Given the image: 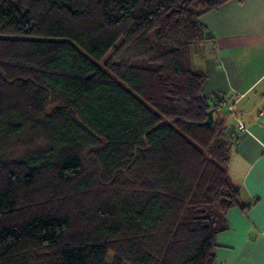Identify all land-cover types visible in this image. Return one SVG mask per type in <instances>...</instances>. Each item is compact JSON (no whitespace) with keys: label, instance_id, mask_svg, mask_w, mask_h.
Segmentation results:
<instances>
[{"label":"trees","instance_id":"1","mask_svg":"<svg viewBox=\"0 0 264 264\" xmlns=\"http://www.w3.org/2000/svg\"><path fill=\"white\" fill-rule=\"evenodd\" d=\"M227 1L0 0V264H214L246 208L202 89Z\"/></svg>","mask_w":264,"mask_h":264},{"label":"crops","instance_id":"2","mask_svg":"<svg viewBox=\"0 0 264 264\" xmlns=\"http://www.w3.org/2000/svg\"><path fill=\"white\" fill-rule=\"evenodd\" d=\"M199 20L213 37L205 42L202 89L230 113L226 172L246 206L225 212L214 264H264V0H229Z\"/></svg>","mask_w":264,"mask_h":264},{"label":"water","instance_id":"3","mask_svg":"<svg viewBox=\"0 0 264 264\" xmlns=\"http://www.w3.org/2000/svg\"><path fill=\"white\" fill-rule=\"evenodd\" d=\"M212 112H213V109H209L206 113V118H205V123H211L212 120H213V116H212Z\"/></svg>","mask_w":264,"mask_h":264},{"label":"built area","instance_id":"4","mask_svg":"<svg viewBox=\"0 0 264 264\" xmlns=\"http://www.w3.org/2000/svg\"><path fill=\"white\" fill-rule=\"evenodd\" d=\"M213 100H214V101H215V100H218V101H219V105H223V104H225V101H224L223 99H219V98L216 99V98H214ZM240 127H241V125H240Z\"/></svg>","mask_w":264,"mask_h":264},{"label":"rangeland","instance_id":"5","mask_svg":"<svg viewBox=\"0 0 264 264\" xmlns=\"http://www.w3.org/2000/svg\"><path fill=\"white\" fill-rule=\"evenodd\" d=\"M222 113H223V114H228V115L230 114L229 111H227V109H223V110H222Z\"/></svg>","mask_w":264,"mask_h":264}]
</instances>
